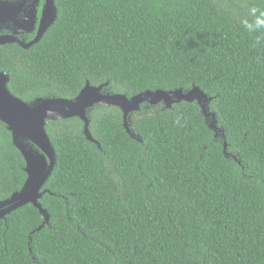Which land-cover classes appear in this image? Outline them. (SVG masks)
Masks as SVG:
<instances>
[{
  "label": "trees",
  "instance_id": "16d2710c",
  "mask_svg": "<svg viewBox=\"0 0 264 264\" xmlns=\"http://www.w3.org/2000/svg\"><path fill=\"white\" fill-rule=\"evenodd\" d=\"M55 3L38 43L0 46L13 95L73 99L87 82L128 98L199 87L222 131L196 102L142 104L135 139L119 108L96 105L100 148L79 118L47 122L50 220L32 204L0 219V264H264V0ZM25 167L0 121V201L23 188Z\"/></svg>",
  "mask_w": 264,
  "mask_h": 264
},
{
  "label": "water",
  "instance_id": "95a60500",
  "mask_svg": "<svg viewBox=\"0 0 264 264\" xmlns=\"http://www.w3.org/2000/svg\"><path fill=\"white\" fill-rule=\"evenodd\" d=\"M15 8H19V3L0 0V25L16 19ZM57 16L55 0H46L36 40L31 45H25L15 35H0V46L18 44L24 49L32 47L56 22ZM10 80V75L7 72L0 71V121L11 132L13 144L25 160L27 179L20 191L14 193L9 199L0 201V219L5 218L6 215L18 208L32 204L45 218V223H49L50 216L40 202L46 193L43 188L57 161L56 151L46 130L49 121L79 118L84 123L86 139L100 148V143L94 139L90 132L89 112L96 105L119 108L123 112L126 131L135 139L136 135L130 128L129 117L132 113L140 111L142 104L153 106L164 104L167 108H172L174 104L181 102H196L207 121L211 120L209 127L215 132L222 131L217 125L216 114L210 111V103L213 98L199 87H193L187 92L182 89L146 91L128 98L126 95L106 92L104 88L107 84L92 86L90 82H87L78 96L73 99L38 98L28 103L11 93L8 87ZM224 148L227 154L226 141ZM44 225L38 230H41Z\"/></svg>",
  "mask_w": 264,
  "mask_h": 264
},
{
  "label": "flooded vegetation",
  "instance_id": "af4514ba",
  "mask_svg": "<svg viewBox=\"0 0 264 264\" xmlns=\"http://www.w3.org/2000/svg\"><path fill=\"white\" fill-rule=\"evenodd\" d=\"M3 1L19 3V8H15L17 15L14 21H8L5 24L0 25V35H15L17 38L23 41L25 45H31L38 36L40 22L45 9L46 0Z\"/></svg>",
  "mask_w": 264,
  "mask_h": 264
},
{
  "label": "rangeland",
  "instance_id": "374dc122",
  "mask_svg": "<svg viewBox=\"0 0 264 264\" xmlns=\"http://www.w3.org/2000/svg\"><path fill=\"white\" fill-rule=\"evenodd\" d=\"M133 114V113H132ZM132 114H131V116L129 117L130 118V121L132 120Z\"/></svg>",
  "mask_w": 264,
  "mask_h": 264
}]
</instances>
